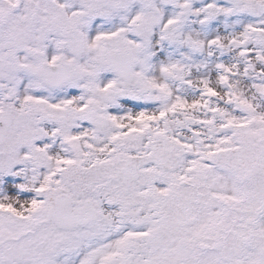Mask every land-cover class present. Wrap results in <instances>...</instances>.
Segmentation results:
<instances>
[{
    "label": "snow or ice",
    "instance_id": "6c2138e0",
    "mask_svg": "<svg viewBox=\"0 0 264 264\" xmlns=\"http://www.w3.org/2000/svg\"><path fill=\"white\" fill-rule=\"evenodd\" d=\"M0 264H264V0H0Z\"/></svg>",
    "mask_w": 264,
    "mask_h": 264
}]
</instances>
